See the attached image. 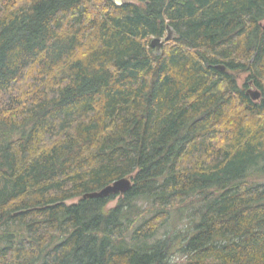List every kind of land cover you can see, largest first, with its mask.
<instances>
[{
	"label": "trees",
	"instance_id": "16d2710c",
	"mask_svg": "<svg viewBox=\"0 0 264 264\" xmlns=\"http://www.w3.org/2000/svg\"><path fill=\"white\" fill-rule=\"evenodd\" d=\"M138 1L0 0V264H264V0Z\"/></svg>",
	"mask_w": 264,
	"mask_h": 264
},
{
	"label": "water",
	"instance_id": "95a60500",
	"mask_svg": "<svg viewBox=\"0 0 264 264\" xmlns=\"http://www.w3.org/2000/svg\"><path fill=\"white\" fill-rule=\"evenodd\" d=\"M117 3L122 4L124 3L123 0H116ZM174 37V32L171 29V27H168V34L167 36L162 40L159 37H155L152 39L151 44L153 47L156 48V51H161L164 43L167 41H170ZM217 68L220 70H225V67L223 65H217ZM247 94L251 97V99L257 101L260 100L262 97V92L256 88L253 85V82L251 81L249 89H247ZM132 186V179L129 176L123 177L121 179H118L114 181L113 183L105 186L101 190L89 192L84 195L85 198L87 197H108L111 194H124L126 191H128Z\"/></svg>",
	"mask_w": 264,
	"mask_h": 264
},
{
	"label": "rangeland",
	"instance_id": "374dc122",
	"mask_svg": "<svg viewBox=\"0 0 264 264\" xmlns=\"http://www.w3.org/2000/svg\"><path fill=\"white\" fill-rule=\"evenodd\" d=\"M123 1H132V2H135L137 4H140V1H138V0H123ZM165 43L168 44V43H170V41H168V42L166 41ZM240 80H241L240 81L241 83L244 82V80H245L244 75H240ZM262 181H264V179H262ZM117 200H118V198L114 199L111 202V205L116 204ZM74 201H78V198L74 199L73 202ZM179 208H181V209H179L180 211L178 209L173 211L172 220L161 231L160 236L164 237L166 234H173V235L177 234V235H179L181 237L184 234V232L189 230L190 223L193 220V215L191 214L193 209L191 207H186V206H182V207H179ZM171 262L173 264H185L186 257L183 256V254L181 252L174 253L173 256H172Z\"/></svg>",
	"mask_w": 264,
	"mask_h": 264
}]
</instances>
